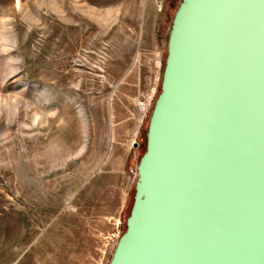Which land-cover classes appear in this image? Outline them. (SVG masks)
<instances>
[{
	"label": "rangeland",
	"instance_id": "rangeland-1",
	"mask_svg": "<svg viewBox=\"0 0 264 264\" xmlns=\"http://www.w3.org/2000/svg\"><path fill=\"white\" fill-rule=\"evenodd\" d=\"M181 2L0 0V264H108Z\"/></svg>",
	"mask_w": 264,
	"mask_h": 264
},
{
	"label": "water",
	"instance_id": "water-1",
	"mask_svg": "<svg viewBox=\"0 0 264 264\" xmlns=\"http://www.w3.org/2000/svg\"><path fill=\"white\" fill-rule=\"evenodd\" d=\"M136 172L108 264H264V0H182Z\"/></svg>",
	"mask_w": 264,
	"mask_h": 264
},
{
	"label": "crops",
	"instance_id": "crops-1",
	"mask_svg": "<svg viewBox=\"0 0 264 264\" xmlns=\"http://www.w3.org/2000/svg\"><path fill=\"white\" fill-rule=\"evenodd\" d=\"M155 33H156V20L154 19L146 20L145 19L142 23L141 40L143 41V43H146V44L148 43L149 48H152V45L154 44L155 35H156ZM122 134L123 135H122L120 145L123 147L124 153H125L124 155L127 158L128 154L131 153V149H132L133 141H134L133 138L135 136H132V134L128 132L127 130H124ZM104 164H114V163L107 161ZM117 164H123V163L118 162Z\"/></svg>",
	"mask_w": 264,
	"mask_h": 264
},
{
	"label": "built area",
	"instance_id": "built-area-1",
	"mask_svg": "<svg viewBox=\"0 0 264 264\" xmlns=\"http://www.w3.org/2000/svg\"><path fill=\"white\" fill-rule=\"evenodd\" d=\"M162 8V2H156L155 3V9L156 11L160 12ZM158 80V78H157ZM154 93L155 90L153 89L151 94L149 96H142L141 98H139L136 102V108H137V114L141 120V122H143V120L146 118V116L149 114L152 103H153V98H154Z\"/></svg>",
	"mask_w": 264,
	"mask_h": 264
}]
</instances>
